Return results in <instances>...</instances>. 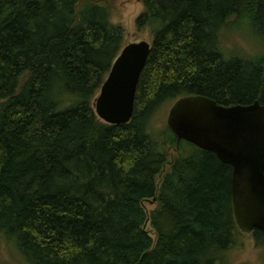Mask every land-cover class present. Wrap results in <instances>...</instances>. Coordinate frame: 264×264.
I'll return each mask as SVG.
<instances>
[{
  "label": "trees",
  "instance_id": "obj_1",
  "mask_svg": "<svg viewBox=\"0 0 264 264\" xmlns=\"http://www.w3.org/2000/svg\"><path fill=\"white\" fill-rule=\"evenodd\" d=\"M142 4L152 40L133 114L108 124L93 103L124 29L107 7L0 0V234L28 264H218L241 233L231 166L153 117L187 95L264 103V53L221 48L242 22L264 42V0Z\"/></svg>",
  "mask_w": 264,
  "mask_h": 264
},
{
  "label": "water",
  "instance_id": "obj_2",
  "mask_svg": "<svg viewBox=\"0 0 264 264\" xmlns=\"http://www.w3.org/2000/svg\"><path fill=\"white\" fill-rule=\"evenodd\" d=\"M151 44L129 42L114 59L94 99L96 115L108 124L130 121L137 83ZM167 127L178 140L213 152L231 166L233 215L239 230L264 232V103L222 106L204 95L179 97L168 110Z\"/></svg>",
  "mask_w": 264,
  "mask_h": 264
},
{
  "label": "rangeland",
  "instance_id": "obj_3",
  "mask_svg": "<svg viewBox=\"0 0 264 264\" xmlns=\"http://www.w3.org/2000/svg\"><path fill=\"white\" fill-rule=\"evenodd\" d=\"M110 13L111 21L124 29V44L133 41L146 40L151 43L152 35L149 27L136 29L135 19L143 11L142 0H98ZM229 38H221V48L226 53L249 51L250 56H258L264 53V42L259 40L257 32L249 25L242 22L240 25L226 30ZM249 42H247L245 39ZM232 51V52H231ZM239 55H246L240 53ZM173 102H166L160 106L153 117V126L160 129L166 125L167 113ZM218 104V103H217ZM242 105V104H241ZM246 105V104H245ZM169 155L177 154L175 147L168 149ZM143 207L149 212L155 207V200L143 202ZM149 228V222L144 225ZM154 236V235H153ZM0 264H28L17 252L4 235L0 234ZM218 264H264V244L258 243L250 233L241 232L234 243L224 253L223 260Z\"/></svg>",
  "mask_w": 264,
  "mask_h": 264
},
{
  "label": "flooded vegetation",
  "instance_id": "obj_4",
  "mask_svg": "<svg viewBox=\"0 0 264 264\" xmlns=\"http://www.w3.org/2000/svg\"><path fill=\"white\" fill-rule=\"evenodd\" d=\"M219 105H222V106H232V105H223V104H219ZM233 105H236V104H233Z\"/></svg>",
  "mask_w": 264,
  "mask_h": 264
},
{
  "label": "bare ground",
  "instance_id": "obj_5",
  "mask_svg": "<svg viewBox=\"0 0 264 264\" xmlns=\"http://www.w3.org/2000/svg\"><path fill=\"white\" fill-rule=\"evenodd\" d=\"M232 209H233V206H232ZM233 217H234V215H233ZM242 232V231H241Z\"/></svg>",
  "mask_w": 264,
  "mask_h": 264
}]
</instances>
